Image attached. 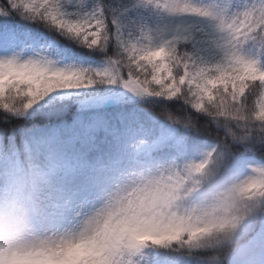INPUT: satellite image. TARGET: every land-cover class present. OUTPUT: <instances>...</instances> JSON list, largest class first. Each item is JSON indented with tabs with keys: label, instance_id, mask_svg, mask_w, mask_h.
<instances>
[{
	"label": "snow or ice",
	"instance_id": "1",
	"mask_svg": "<svg viewBox=\"0 0 264 264\" xmlns=\"http://www.w3.org/2000/svg\"><path fill=\"white\" fill-rule=\"evenodd\" d=\"M0 264H264V0H0Z\"/></svg>",
	"mask_w": 264,
	"mask_h": 264
}]
</instances>
